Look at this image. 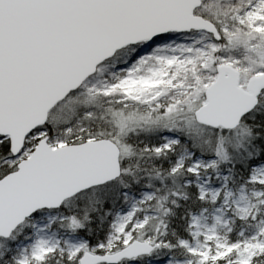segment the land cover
<instances>
[{"label":"snow or ice","instance_id":"obj_1","mask_svg":"<svg viewBox=\"0 0 264 264\" xmlns=\"http://www.w3.org/2000/svg\"><path fill=\"white\" fill-rule=\"evenodd\" d=\"M0 264H264V0H0Z\"/></svg>","mask_w":264,"mask_h":264}]
</instances>
